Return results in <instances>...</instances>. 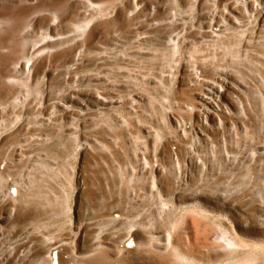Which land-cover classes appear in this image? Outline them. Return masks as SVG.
I'll list each match as a JSON object with an SVG mask.
<instances>
[{"label": "rangeland", "instance_id": "obj_1", "mask_svg": "<svg viewBox=\"0 0 264 264\" xmlns=\"http://www.w3.org/2000/svg\"><path fill=\"white\" fill-rule=\"evenodd\" d=\"M243 261L264 0H0V264Z\"/></svg>", "mask_w": 264, "mask_h": 264}, {"label": "bare ground", "instance_id": "obj_2", "mask_svg": "<svg viewBox=\"0 0 264 264\" xmlns=\"http://www.w3.org/2000/svg\"><path fill=\"white\" fill-rule=\"evenodd\" d=\"M88 1H89V0H88ZM103 10H104V9H103ZM82 27H83V26H82ZM223 240H225L226 243H225L224 241H223V242L226 244V246H227V245L231 246V245L236 244V243H234V242H235L234 240L232 241V240L224 239V237H223ZM227 247H228V246H227ZM229 249H230V248H229ZM122 251H123V250H122ZM180 257H181V256H180ZM247 258H248V257H247ZM177 259H178V258H177ZM172 260H173V259H172ZM168 261H169V259H168ZM179 261H181L180 258H179ZM252 262H253V261H252ZM177 263H178V262H177ZM237 264H247V263H246L245 261H243V262H241V263H237Z\"/></svg>", "mask_w": 264, "mask_h": 264}]
</instances>
